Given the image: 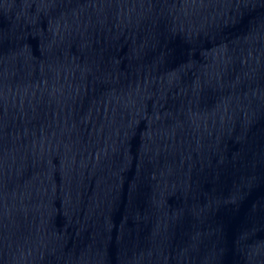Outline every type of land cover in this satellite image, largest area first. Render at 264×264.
<instances>
[{
	"label": "water",
	"instance_id": "95a60500",
	"mask_svg": "<svg viewBox=\"0 0 264 264\" xmlns=\"http://www.w3.org/2000/svg\"><path fill=\"white\" fill-rule=\"evenodd\" d=\"M0 264H264V0H0Z\"/></svg>",
	"mask_w": 264,
	"mask_h": 264
}]
</instances>
